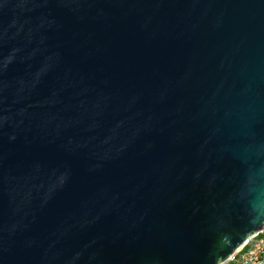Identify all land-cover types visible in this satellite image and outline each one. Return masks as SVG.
Segmentation results:
<instances>
[{
    "label": "water",
    "instance_id": "1",
    "mask_svg": "<svg viewBox=\"0 0 264 264\" xmlns=\"http://www.w3.org/2000/svg\"><path fill=\"white\" fill-rule=\"evenodd\" d=\"M264 228V0H0V264H221Z\"/></svg>",
    "mask_w": 264,
    "mask_h": 264
},
{
    "label": "built area",
    "instance_id": "2",
    "mask_svg": "<svg viewBox=\"0 0 264 264\" xmlns=\"http://www.w3.org/2000/svg\"><path fill=\"white\" fill-rule=\"evenodd\" d=\"M221 264H264V228L251 235L227 261Z\"/></svg>",
    "mask_w": 264,
    "mask_h": 264
}]
</instances>
